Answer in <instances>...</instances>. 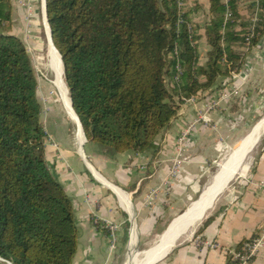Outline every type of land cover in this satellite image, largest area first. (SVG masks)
<instances>
[{
	"label": "trees",
	"instance_id": "obj_1",
	"mask_svg": "<svg viewBox=\"0 0 264 264\" xmlns=\"http://www.w3.org/2000/svg\"><path fill=\"white\" fill-rule=\"evenodd\" d=\"M209 3V52L201 63L198 3L182 12L179 0H47L52 41L88 141L116 154L156 151L179 110L174 96L200 97L241 72L264 36V0ZM11 18V0H0V258L73 264V203L47 162L38 75L25 43L5 28ZM178 63L182 75L174 85Z\"/></svg>",
	"mask_w": 264,
	"mask_h": 264
},
{
	"label": "crops",
	"instance_id": "obj_2",
	"mask_svg": "<svg viewBox=\"0 0 264 264\" xmlns=\"http://www.w3.org/2000/svg\"><path fill=\"white\" fill-rule=\"evenodd\" d=\"M209 1L203 23L198 21L202 15H194V23L200 28L198 34L203 36L198 46L204 59L209 52L203 29L210 18ZM185 2L186 9L199 4V0ZM263 53L264 36L249 51L239 74L221 79L217 88L197 97L196 104L181 103L177 116L157 137L156 151L116 154L81 135L79 143L78 125L76 133L64 122L60 123L61 131L51 126L46 129L43 125L47 132V162L71 198L75 211L79 245L73 264H121L131 245L138 249L150 246L172 220L186 210L199 192L202 179L226 148L243 136L244 128H253L249 135L257 126L251 123L257 108L255 102H248L249 95L240 100L239 105L244 104L242 110L232 103L242 91L241 87L244 92L263 86L260 80L264 71ZM235 85L237 93L228 100L222 99ZM256 97L263 96L259 93ZM200 113L206 120L198 123L186 140L190 162L184 165L178 177L171 176L178 139ZM255 153L247 178L233 186L231 192L222 197L221 204L207 216L206 212L181 236L179 243L152 264H231L234 250L258 235L264 227V138ZM223 189L213 197L212 207ZM180 216L169 232L159 237L153 249L174 235L185 214ZM109 225L118 227L117 246L113 251L110 250ZM251 264H264V247Z\"/></svg>",
	"mask_w": 264,
	"mask_h": 264
},
{
	"label": "rangeland",
	"instance_id": "obj_3",
	"mask_svg": "<svg viewBox=\"0 0 264 264\" xmlns=\"http://www.w3.org/2000/svg\"><path fill=\"white\" fill-rule=\"evenodd\" d=\"M44 2L45 0H11L12 18H11L10 23H6L5 28H8L7 32L9 34L19 37L25 43L28 49V52L33 60V64L36 69V72L38 75V81H39L38 98L42 104V123L43 125L46 127V129H49V126H51L52 128L55 127L58 131H61L62 125L60 123L64 122V123H67L70 129H72V131L73 132L75 131L76 133L77 119H75L76 117L74 113L73 114L69 113V111L67 110L63 102L62 93L58 88L59 82L57 81L59 80V78L56 75L53 64L50 62L51 58H50V53L48 50V43L46 40V32H45L46 30H45V26H44V22L42 18L43 17L42 7H43ZM199 4L202 6V8L200 9V11L197 12V14L199 13V15H202V16L198 19V21L200 23H203V21L206 18L205 15L203 14L205 13V10L208 9L207 7L208 3H207V0H199ZM200 56H201V63H204L206 58L204 59V57H202L203 55H200ZM261 74H262V78L260 80H262L263 86H259V87L255 86L256 87L255 89H251L250 91L246 90L244 92H243L244 88L241 87L240 90L242 91L239 90L240 94L238 95V97L233 99L234 103H232L234 104V106H237L238 109L242 110L244 109V104L239 105L240 100L242 101L243 99L242 96L247 97V95H249L250 101L248 102L250 103L255 102L256 108H257V112L254 113L253 115L254 118L251 123H254V125L257 124V126L259 124L258 122L264 119V100H263L264 71ZM63 75H64V67H63ZM167 84L172 92V89H173L172 83L167 81ZM64 89H65L64 95L66 97L67 103L69 104L70 102L69 92H68V88L66 84H65ZM259 93L263 96L262 98L256 97V96H259ZM174 99L178 105H180L181 103L187 104V102H184V101L181 102L178 96H174ZM194 99L197 100L196 97H194ZM252 129L251 127L249 128V126L247 128H244L242 130L243 136H241V138H238L236 142L234 141L235 143H233V146H230V148L229 147L226 148L223 156L219 160H217L215 164H213L210 167L209 173L206 175V177H204V179H202L200 190L194 195V199L188 204L186 210L180 212V214L176 216L175 219H177L180 215L186 212L193 203H194L193 205H195V203L199 201L206 187L209 186L213 182L214 177L220 171L221 165L227 159H229V157H231L237 152L236 148H238L241 145L242 141L245 140L250 135V134L248 135V133ZM80 135L83 138V134L79 130V134H78L79 143L82 142V138ZM262 138H264V131L262 132L259 138L258 144H260V140ZM258 144H257V147H258ZM257 147H255L256 148L255 150L253 149L254 151L250 153V155L241 165V169H239L237 174L225 186L221 194L217 197L214 203V206L212 207V202L208 206V209L206 211L207 213L205 212L206 216L209 213H211L218 204H221L222 197L226 195L227 193L231 192V189L233 186H235L239 181H242V180L244 181L247 178L246 177L247 171L251 169L252 164L255 162L254 157L256 156L255 152L257 151ZM205 213H203V215L200 217L199 220H201V218L205 215ZM175 219H173L172 221H174ZM161 235L163 234H160V236ZM159 237L155 238L153 242H151L150 246L146 248L138 249L137 247H133L131 245L130 246V252L132 251L131 254L129 252L127 256L123 258L124 260H122L121 264H125L126 261L129 260L130 257H132L133 255L139 256L145 253L147 250L155 247L159 243ZM182 238L183 237H180L175 244L179 243L182 240ZM133 244H134V241H133ZM0 264H7V263L0 259Z\"/></svg>",
	"mask_w": 264,
	"mask_h": 264
},
{
	"label": "bare ground",
	"instance_id": "obj_4",
	"mask_svg": "<svg viewBox=\"0 0 264 264\" xmlns=\"http://www.w3.org/2000/svg\"><path fill=\"white\" fill-rule=\"evenodd\" d=\"M42 9H43L42 18L46 30L45 31L46 40L48 43V50L51 58L50 62L53 64L56 75L59 78L57 82H59L58 88L62 93L63 102L69 113L73 114L74 112L71 108V104L70 102L69 104L67 103L66 97L64 95L65 80L63 75V62L61 60L60 54L54 47V44L52 43L50 38V30L47 23L46 12H45V2L43 4ZM263 131H264V119H262L259 122L258 126L254 129V131H252V133H250V135L245 140L242 141L241 145L238 148H236L237 152L231 157H229V159H227L221 165V169L218 172V174L214 177L213 182L206 187L199 201H197V203H195V205H193L186 212L183 219L177 225L174 235L170 239H168L164 244L160 245L159 247H156L154 249L151 248L139 256L134 255L130 257V259L127 260L125 264H152L161 255H164L167 251H169L177 242V240L182 235L186 234L188 230L200 219L203 213L207 211L209 204H211L209 202H211L212 199H214L213 197L218 193V191L222 190L223 187L226 185V183L230 182L231 179L237 174L239 169H241V165L247 159L250 152L255 148Z\"/></svg>",
	"mask_w": 264,
	"mask_h": 264
},
{
	"label": "built area",
	"instance_id": "obj_5",
	"mask_svg": "<svg viewBox=\"0 0 264 264\" xmlns=\"http://www.w3.org/2000/svg\"><path fill=\"white\" fill-rule=\"evenodd\" d=\"M179 9L182 12H185L186 10V2L185 0H179ZM230 16V13L227 15V18ZM256 21V19H255ZM179 23H183V19L179 20ZM253 37V33L249 34L246 38L247 44L250 43V39ZM182 75V68L181 65L178 63L176 64V73L173 77V83L174 85L180 83V78ZM235 76V75H234ZM238 87L235 85L230 91L226 92L222 99H230L234 94L237 93ZM184 102L196 104V100L194 98L191 99H185L183 98ZM202 120H206L203 113L199 114V117L197 120L189 124L187 129H185L179 139H178V150L177 154L173 160V167L172 171L170 172L171 176L178 177L181 173V170L183 169L184 165L190 162V156L187 153L186 150V140L192 133L193 129L198 123H201ZM55 147H58L56 143L53 144ZM126 200L124 199V202ZM109 232H110V250L113 251L116 249L117 246V230L118 227L116 225H109L108 226ZM264 247V227L262 230L258 233V235L252 239L251 242L245 245L244 249L241 252H233V260L236 261V264H251L253 260L257 257L260 250ZM4 261V260H2Z\"/></svg>",
	"mask_w": 264,
	"mask_h": 264
},
{
	"label": "water",
	"instance_id": "obj_6",
	"mask_svg": "<svg viewBox=\"0 0 264 264\" xmlns=\"http://www.w3.org/2000/svg\"><path fill=\"white\" fill-rule=\"evenodd\" d=\"M45 12H46V19H47V23H48V18H47V0H45ZM48 26H49V23H48ZM49 30H50V38H51V41H52V33H51L50 26H49ZM52 43H53V41H52ZM60 57H61V56H60ZM61 60H62V57H61ZM63 67H64V65H63ZM64 74H65V71H64ZM69 99H70V98H69ZM70 104H71V108H72V110H73V106H72V102H71V100H70ZM73 112H74V110H73ZM74 114H75V112H74ZM75 116H76V119H77V125H78L80 131L82 132L83 137H84V139H85V136H84V133H83V130H82V126H81V124H80V121H79V119H78V117H77L76 114H75ZM201 196H202V195H201ZM184 214H186V212H184L182 215H184ZM175 220H176V219H175ZM175 220H174V221H175ZM174 221L171 222V224L169 225V227L167 228V230L163 233V235H165V234H167V233L169 232V230H170L171 226L173 225ZM0 259H1V258H0ZM1 260H3V259H1Z\"/></svg>",
	"mask_w": 264,
	"mask_h": 264
}]
</instances>
